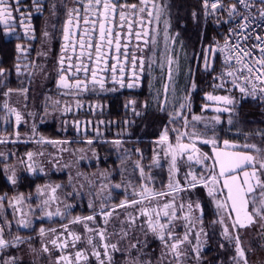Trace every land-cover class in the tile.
<instances>
[{
  "label": "snow or ice",
  "instance_id": "snow-or-ice-1",
  "mask_svg": "<svg viewBox=\"0 0 264 264\" xmlns=\"http://www.w3.org/2000/svg\"><path fill=\"white\" fill-rule=\"evenodd\" d=\"M172 6L170 0H50L47 5L45 0H0V31L5 38L15 36L20 41L15 44L13 68L0 67V85L13 70L17 77L26 74L29 84L36 75L50 78L46 64L38 61L49 58L55 37L45 27L41 47L36 49L32 22L34 14L42 16L47 10L60 22V48L53 65L58 98L45 94V116L49 105L61 116L71 114L74 119L70 124L62 121L63 130L71 127L91 146L102 135L99 125L106 122L81 120V111L87 109L89 116L102 114V94L135 90L147 80L149 89H155L154 110L166 120L152 142L149 164L143 163L146 157L141 149L124 150L119 182H113L114 170L91 176L77 171L69 175L67 185H36L35 196L0 194V251H23L20 246L27 244L32 264H203L209 239L204 225L207 205L202 202L206 197L216 217L211 223L221 226V236L234 248V264H249L254 243L264 252V129H237L225 138L240 122L244 103L251 100L264 107V0H195L187 17L197 34L191 55L181 32L173 31ZM210 26L215 35L209 36ZM51 27L55 30L56 24ZM198 76L210 79L211 89L204 91L200 114L193 111V95L201 90ZM28 93L24 86L7 87L2 93L3 122L11 131L5 127L0 132V145H37L17 156L29 174L47 175L43 161L37 159L45 157L41 150L45 146L56 149L48 153L49 171L70 169L72 165L61 164L58 154L68 152L65 146L74 141L45 137L35 122L29 126L25 113L9 103L15 95L16 103L27 108ZM124 107L132 116L143 117L151 105L147 101L137 105L132 99ZM22 126L28 128L24 133ZM90 126L93 139L87 138ZM240 136L243 142H238ZM110 143L119 150L125 141ZM12 155L16 153L0 151V160ZM129 161L135 182L125 176ZM75 163L78 167L79 161ZM154 169L167 172L166 182L161 180L159 186ZM4 174L11 185H17L15 167L5 164ZM65 188L71 190L61 193ZM198 191L200 196L193 199ZM85 196L88 214L72 215L79 204L65 201ZM6 204L19 227L31 228L30 217H59L60 227H40L39 248L32 246L31 236L6 239L5 229L11 234L12 228L4 215ZM0 264H24V260L9 255L0 258Z\"/></svg>",
  "mask_w": 264,
  "mask_h": 264
},
{
  "label": "flooded vegetation",
  "instance_id": "flooded-vegetation-1",
  "mask_svg": "<svg viewBox=\"0 0 264 264\" xmlns=\"http://www.w3.org/2000/svg\"><path fill=\"white\" fill-rule=\"evenodd\" d=\"M46 5L47 3L50 2V0H45ZM170 3L173 5V0H170ZM194 3L191 0H186V4L188 8L191 7L190 5H193ZM190 10H186L187 15ZM171 14H172V24H173V31H179L181 32V29L179 27V17H177L176 13L174 12V7L172 6L171 8ZM45 18L50 19L49 24H45ZM33 24L36 28V35H37V40L33 41L34 47L36 49H39L41 47V40L43 39L42 37V32L47 27L48 31L52 33V35L55 37V39L50 41L51 44V54L49 58L46 61H38L39 63H44L46 64L47 70L50 74V78L48 80L43 79V74L36 75L33 77V82L31 84L28 83V77L27 75H21L20 77H17L15 71H11V74L8 75L7 80L4 81L3 85H0V104L3 103L4 97L2 93L7 90V87L11 88H19V87H28L29 88V93H28V100H27V108H24L23 104H17L16 100L17 97L15 95L12 96V98L9 100V103L12 106L17 107L20 109L22 112L25 113L26 119L28 120V125L30 126L33 122H35L38 125L39 133L42 134V132L45 131L46 128L48 130L50 128H54L55 133L59 136L63 135L61 138H57L54 140H70L74 141L75 143H80L82 142L81 140L79 141L77 138L79 136L85 137L83 134H77L74 129L71 127H68L67 131H64L62 128V121H68L70 124L71 121L74 119V117L69 114L67 116H61L59 113H56L54 109L49 105L48 112L49 114L45 116L44 112V104H45V94L52 95L54 99L58 98L56 95V87H55V73L53 70V65L55 62L56 55L59 52L60 48V32H59V27H60V22L53 17H50V13L45 10L43 15L39 14H34L33 18ZM51 23L56 24V29L53 30L51 27ZM19 31V30H18ZM20 41H17L15 39V36L5 38L3 36L2 31H0V67H4L5 69H12L13 64L15 62V44ZM188 51V48H187ZM31 58L35 59V51L32 52ZM183 64V60L181 61ZM23 81V84L21 83ZM181 85H183V79L182 77L180 78ZM6 85L7 87H5ZM155 95V89H149L148 87V82L147 80L144 82V85L138 89L135 90H130V89H120L119 91L116 92H109L106 94H102L100 98V103L105 105L103 113L102 114H97L94 116H89L87 115V109H84L81 111L79 114V119L85 120V119H91L94 121L98 120H104L106 123L99 125L100 129L102 130L101 132V138H99V142H107L109 137V131L111 129L110 125V119L116 118H122L124 120L126 119H133V120H138V121H150L146 122V132L143 133L140 131L141 137L137 138L135 142H133V145L136 148L141 149L143 152H151L152 151V146H153V141L158 137H154V132H156L157 135H159L161 126L163 123H166V120L163 118V114H159L155 112V100L153 99ZM90 100L95 102V97H90ZM136 100L137 105L143 104L145 101H147L151 107L149 108L147 114L143 117H134L132 116L131 110H126L124 105L129 101V100ZM203 103V100L199 103ZM118 108V111L116 112L117 115H114V109ZM28 112H33L35 113L34 116H27L26 114ZM5 115V112L2 108H0V132H3L5 127L9 128V131H11V126L5 125L3 122V117ZM41 117L44 118L43 123H41ZM14 120V118H13ZM158 127V129L152 128V127ZM152 128V130H150ZM28 130L27 127L21 128V132L24 133ZM107 135V136H106ZM87 137L89 139L95 138V132L92 131L91 126L89 127V131L87 133ZM227 138V137H225ZM73 142V143H74ZM238 142H243V140H239ZM108 143V142H107ZM12 145V144H11ZM29 145L32 144H24L20 143L16 145V150H24L30 148ZM35 145V144H33ZM15 146V145H13ZM205 151H208L207 148L204 149ZM145 155V160L143 163H150V156L147 154ZM99 162V160H98ZM157 170H154V173L156 174ZM156 183L157 186H159L160 181L164 180L166 182L165 176H159L156 174ZM200 196L199 191L197 192L196 195L193 196V199H196ZM206 206L205 208V219H204V225H205V230L209 234V239L208 243L204 249L203 253V264H233V261L231 257L234 254V248L228 243L227 240L222 239L223 237L221 236V226L219 224L213 225L211 223L212 220L216 219L215 215L213 214L214 209L211 204H208L206 197L203 198L202 201ZM60 227V226H59ZM58 227V228H59ZM143 239V237H141ZM225 243L230 247L229 250L223 249L220 247L221 244L225 246ZM153 248L158 247V242L153 243ZM117 259L120 260L121 257L119 254H117Z\"/></svg>",
  "mask_w": 264,
  "mask_h": 264
},
{
  "label": "trees",
  "instance_id": "trees-1",
  "mask_svg": "<svg viewBox=\"0 0 264 264\" xmlns=\"http://www.w3.org/2000/svg\"><path fill=\"white\" fill-rule=\"evenodd\" d=\"M193 3H195V0H191ZM186 0H173V7L174 12L176 13L177 17H179V27L181 29V35L185 39V43L188 45V48L192 51V46L197 41V34L196 30L192 27V24L190 20L187 19L188 15L186 10H190V8L187 7ZM192 7V5H190ZM185 21H187V27H185ZM223 31V29H221ZM209 36L215 35V31L213 30V27H209L208 31ZM198 50V48H197ZM197 80L201 82V90L198 93H195L193 95V111L196 114H200V105L199 103L202 100V97L204 96V91L211 89L208 88V83L210 82V79L205 80L203 77L198 76ZM182 94V93H181ZM118 111V108L114 109V115H117L116 112ZM223 119L226 121L227 114L224 115ZM240 122L236 125V128L232 130L231 133H228L227 138H231L237 129L242 130L243 132H251L255 131L256 129H264V107H261L257 103L249 100L248 102L244 103L243 106L240 108ZM131 119H122L116 118L110 119V131L107 137V142H99V140H95L93 143L94 148L99 153V167L101 169H109L110 167L115 171L114 180H117V166H118V160L115 157V152L113 148L110 145V141L113 139H117L120 137H126L129 139V141L135 142L137 138L141 137V132L147 133L146 131V122L150 121H138V120H131L134 121L133 124L128 125L125 123V121H129ZM225 128H227V124L225 123L223 125ZM155 129H158V127H152ZM150 128V130H152ZM153 131V130H152ZM54 128H48L45 129L44 132H42V135H44L47 138L50 139H57L61 138L63 135L59 136L57 134H54ZM154 137L158 136L156 132H154ZM243 140V136L239 137V140ZM148 153V151H147ZM4 161L0 160V194L8 193L9 196H12L14 192H21V193H35V187L36 185H43L47 181L53 180V181H59V182H66L67 176L66 173H56L51 172L47 175L37 174V175H31L28 173H24L21 175L18 179V183L16 186L11 185L4 174ZM81 167L87 171L97 169L96 163L85 165L82 164ZM164 176V174H162ZM120 198V197H118ZM78 204V203H77ZM80 214H88V209L84 205V202L81 203L78 207L74 208L72 210V215H80ZM58 220H35L32 224L31 228H14V232L20 236L23 237H32V244H38L40 240V237L37 235L38 230L40 227L44 228H50L51 226L58 224ZM223 239V238H222ZM25 245V244H24ZM23 246V245H21ZM16 248H8L0 252V258H6L10 254H13L14 251H16ZM24 264H29L26 260H24Z\"/></svg>",
  "mask_w": 264,
  "mask_h": 264
},
{
  "label": "rangeland",
  "instance_id": "rangeland-1",
  "mask_svg": "<svg viewBox=\"0 0 264 264\" xmlns=\"http://www.w3.org/2000/svg\"><path fill=\"white\" fill-rule=\"evenodd\" d=\"M191 50L188 48V53L189 55H191ZM183 79V77H182ZM207 115H212V113H208ZM100 132H102V130L100 129ZM89 139V137H87ZM101 138V136H100ZM79 141H85V137H82V136H79L77 138ZM117 139H122L123 141H125V143L123 144V147L119 150H117L111 143V147L113 148L114 152H115V157L118 160V166H117V171H116V174H117V180H114L113 182H119L120 179H121V176L119 175V171L122 167H124L123 165H121L120 163V158L122 157H125V152L124 150L125 149H128V150H134L136 149V147L133 145V142L132 141H129L128 138L126 137H120V138H117ZM115 140V139H113ZM30 148L28 149H22V150H16V145L13 146L11 144H8V145H0V151L2 152H5V153H16V155H12L9 159H7L6 161H4L5 164L9 165L10 167H15L16 168V171H17V176L18 178L23 175L24 173H27L26 171L23 170L24 166L23 165H20L18 163V160H17V156H23L24 153L26 151H32V150H35L38 146L37 145H29ZM65 147H67L69 149L68 152H64L62 154H58V155H61L62 156V159H61V164H70L72 165V167L69 169V168H65L63 171H60V170H52V171H49L48 169L50 168V165H48L47 161L48 159H50L51 157L48 156V153H56V149L53 148L52 146H45L44 148H42L41 150H44L46 155L45 157L43 158H40L38 157V161H43V164L45 166V169H46V172L47 174L51 173V172H56V173H61V172H64L66 173V182H59V181H53V180H50V181H47V182H52V183H62V184H65L67 185L68 183V180H69V175H72L74 176L76 174L77 171H80L82 173H85V174H88L89 176H91L92 173H96V172H102L104 171L105 169H101L99 167V153L97 152V150L94 148L93 145L89 146L86 142H80V143H71L70 145H66ZM153 147V146H152ZM81 149H83V151H80ZM95 153V155H94ZM144 154H147L148 156H150L149 159H151V154H152V151L151 152H144ZM84 157V159H80V157ZM98 157V159H97ZM132 160H135L137 159V156L136 154L133 152L132 154V157H131ZM76 161H79V165L77 167L76 165ZM94 162L96 163V166H97V169H94V170H90V171H87L85 169H83L81 167L82 164H85V165H90V164H94ZM4 164V166H5ZM145 165L149 164L148 163H144ZM127 167H128V171L125 173V176H127L129 179H132L133 182H135V174L132 173V165H131V161H129L127 163ZM107 170H113L111 167ZM154 170H157L156 174H158L160 177L162 176V174H164L165 177H167V172L166 170H161V169H154ZM153 170V171H154ZM10 174V173H9ZM29 174V173H28ZM115 174V171H113V175ZM33 175V174H31ZM44 175V174H42ZM167 179V178H166ZM71 189L69 188H65V189H62L61 190V193H63L64 191H70ZM86 191V189H85ZM16 192H14L15 194ZM13 194V195H14ZM33 196H35V193L33 194ZM122 198V197H120ZM87 200H88V197L85 196L83 198V200H81L79 197L76 198V200H70V201H65V203H73V204H79L81 205L82 202H84V205L87 207ZM34 206V205H33ZM25 211H27V207H25ZM5 216H7V219L12 221V228H11V234H9L8 232V229L6 228L5 229V238L6 239H11L13 236L15 235H18L14 232V228H18V229H22V227H19L16 223V220L13 219V216H12V209L7 207V204L5 205V213H4ZM40 216H43V213H39ZM19 218V216L17 215V219ZM33 222L35 220H41V219H37L36 217H30ZM58 220L59 223L58 224H55L53 226H51L50 228H58L60 226V218L59 217H53L52 219H48V218H43L42 220ZM3 222V218L0 217V223ZM29 229V228H28ZM225 240V239H224ZM247 240V238L245 237V241ZM38 244H35L32 246L33 247H36V248H39L40 247V240L38 242H36ZM245 247H247V243H245ZM252 247L254 249H256L255 251L253 252H249L248 253V259H249V264H261L262 261H264V252H261L259 250V245L254 243L252 245ZM21 249H23V251H14L13 254H10V255H17V256H21L23 257V260H26L29 264H32V254L30 252H28V245L25 244L23 246H20ZM223 249H227L229 250L230 247L225 243V246L223 247ZM1 252V251H0ZM235 254V253H234ZM233 254V255H234ZM8 257V256H7ZM6 257V258H7ZM5 258V259H6ZM234 264V262H233Z\"/></svg>",
  "mask_w": 264,
  "mask_h": 264
}]
</instances>
